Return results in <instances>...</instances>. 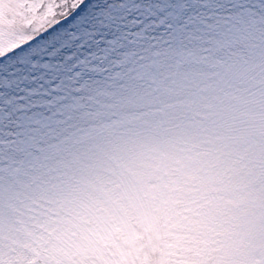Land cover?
I'll use <instances>...</instances> for the list:
<instances>
[{
  "label": "snow or ice",
  "instance_id": "obj_1",
  "mask_svg": "<svg viewBox=\"0 0 264 264\" xmlns=\"http://www.w3.org/2000/svg\"><path fill=\"white\" fill-rule=\"evenodd\" d=\"M0 264H264V0H0Z\"/></svg>",
  "mask_w": 264,
  "mask_h": 264
}]
</instances>
